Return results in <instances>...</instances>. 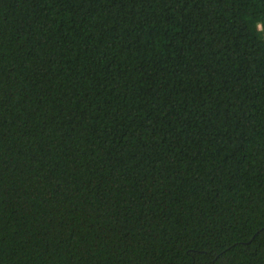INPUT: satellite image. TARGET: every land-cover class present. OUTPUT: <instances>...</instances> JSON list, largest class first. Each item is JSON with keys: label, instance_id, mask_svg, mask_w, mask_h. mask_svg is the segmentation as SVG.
<instances>
[{"label": "trees", "instance_id": "obj_1", "mask_svg": "<svg viewBox=\"0 0 264 264\" xmlns=\"http://www.w3.org/2000/svg\"><path fill=\"white\" fill-rule=\"evenodd\" d=\"M0 264H264V0H0Z\"/></svg>", "mask_w": 264, "mask_h": 264}]
</instances>
